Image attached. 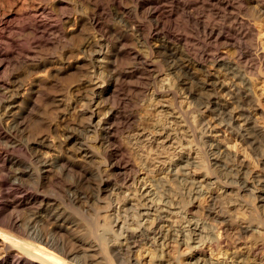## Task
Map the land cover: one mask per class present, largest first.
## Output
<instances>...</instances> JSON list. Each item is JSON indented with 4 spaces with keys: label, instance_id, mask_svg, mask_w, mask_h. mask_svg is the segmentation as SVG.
Instances as JSON below:
<instances>
[{
    "label": "bare ground",
    "instance_id": "6f19581e",
    "mask_svg": "<svg viewBox=\"0 0 264 264\" xmlns=\"http://www.w3.org/2000/svg\"><path fill=\"white\" fill-rule=\"evenodd\" d=\"M55 1L62 12L67 9V2ZM127 1L125 2L128 3ZM130 1L133 6L128 9V6L124 7L125 4L121 6V0H108L112 2L111 5L107 1L97 3V0L91 10L88 8L89 11L78 16V20L73 22L77 32V35L73 36L79 40L78 34H82L84 24H88L92 32L78 40L79 42L69 49L68 54L62 53V57L54 62L59 66L57 71L53 70L54 73L50 72L49 75L48 70L49 76L45 75L49 80H53V77L67 79L70 76L74 79L75 73L79 75L71 80V84L69 78L67 86L65 85L67 88L62 87L64 92L60 95H54L55 92H52L54 82L51 83V92L40 90L44 86V79H40L42 76L39 80L31 77L34 80L26 81L32 73L30 69L23 68L27 71L22 77L15 73L16 76L1 80L0 264H141L134 252L140 246L144 248L146 245L148 247L143 251L148 250L151 254L152 261L149 264H165L167 261L164 263V260L169 258H164L173 250H168L173 244L174 247L185 246L188 253L195 252L198 256L195 255L189 261L174 263L173 260V263L168 264H219L220 262L209 257H213L211 255H214L215 250L227 253L229 248L233 249L231 258L241 248L245 254L257 257L258 264H264V51L257 53L264 49L254 52L251 39L255 26L264 24V0H251L253 6L246 4L245 0ZM202 10L207 12L204 13V18L200 17ZM250 10L253 15H250ZM46 11L43 7L32 15L33 24L30 25L33 26L31 30L34 34H46V29L39 30L47 24L45 22L49 18V12ZM111 12L121 26L116 20L119 27L108 25L111 20L107 21V24L103 23L105 19L100 21L99 15L104 13L109 16ZM178 13L185 19L184 22L181 20L179 25L175 23L177 19L174 20L175 16L180 19ZM58 15L54 18L59 17ZM242 15L248 16V20ZM59 23L50 27L54 29L53 35L55 32L57 36L62 37ZM2 27L0 26V33L4 34L9 27ZM175 27L182 32H175ZM18 31L21 33V30ZM90 31L87 29L88 33ZM7 33H10V30ZM7 33V36L3 35L2 40L5 48H17L20 37L17 41L13 38H17L16 35L9 37ZM26 35L28 34H24V37ZM68 37L66 40L70 39ZM32 38L30 39L34 40ZM37 39L39 38H36V41ZM66 40L64 38L58 41L66 42V45ZM56 42L53 41L54 44H57ZM128 42H131L132 47H128ZM136 43L140 48H144V55L139 52L143 49L135 48ZM20 44L21 42L19 46ZM221 47L230 48V53H222L218 50ZM44 48L47 52V47ZM19 51L21 57L25 55L26 58L28 48ZM17 55L19 54L17 53L15 58ZM79 55L81 57H78ZM123 55H128L127 58L130 56L129 59L133 62L131 66H128V62L126 70L120 68V65L115 66L116 59ZM6 56L0 54L2 73L8 65L5 63ZM35 56L34 59L37 58ZM9 59L12 62L13 58ZM123 60L126 61V58ZM10 65L7 67L13 64ZM11 69L7 71L10 73ZM156 69L161 73L166 70L171 74V81L166 82V85H169L161 94L169 96L168 104L172 106L173 112L179 114L182 129L185 130V135L190 137L193 142L191 144L195 145L193 147H196L199 159L193 161L182 157L174 165L177 170L168 168L156 177V174L151 175L153 179H148L149 175L140 177L141 179H137L138 187L131 190V183L136 181L133 166L125 158L127 155L124 152L128 151H122L120 148V137L118 139L121 144H118L119 142H113V136L121 124L129 123L132 116L123 113L124 116L120 115V109L109 102L113 107L108 105L110 108L106 107L108 109L103 112L104 116L99 117L103 111L100 107L110 99L115 101L119 91L127 88L128 80L130 82L133 77L135 80L136 77H146L145 80H150ZM40 72L39 69L37 74ZM45 76L43 78H46ZM63 82L66 83L61 81ZM131 82L134 85L138 83ZM25 85L27 88L22 91ZM153 86L157 87L152 84ZM154 89L158 90L160 87ZM61 90L59 92H62ZM178 92H182L188 100L187 108H180L176 104ZM142 98L146 99V96ZM48 103H51V112ZM70 109L73 110L71 119L59 118L60 112L68 113ZM150 111L143 113L149 116ZM140 116L139 114V118ZM159 119L163 121L162 118L157 119L158 123L162 124ZM140 120L136 119V122ZM150 124L149 122L145 125L147 129ZM141 129L144 131V128ZM91 130L96 136L88 135ZM224 136L238 142L241 148L236 144L231 147L224 145L221 140ZM48 137L59 143L62 137V142L71 150L61 148V144L53 143ZM94 142L99 144V148L92 145ZM191 144L187 148H190ZM94 146L99 151H96L98 149ZM79 159L84 163L90 162L89 164L98 162V165L93 172L82 169ZM145 159L143 156V160ZM94 165L96 164H93V168ZM191 167L196 168L202 183L205 184V190L201 189L199 182L188 178L189 173L186 170ZM65 176L69 178L66 181L68 184L63 181ZM216 185L227 189L218 194L214 189ZM89 200H92V205L88 204L90 206L84 209L82 203L87 205ZM94 202H101L103 206L98 207ZM174 214L178 215L179 223L168 221L169 215ZM150 247L152 250H149ZM205 247H210L209 257L200 258L207 254ZM181 254L179 252V255ZM175 256L171 257L176 261L179 258L176 259ZM238 257L235 258L243 261ZM235 261L232 259L230 262L236 264Z\"/></svg>",
    "mask_w": 264,
    "mask_h": 264
},
{
    "label": "rangeland",
    "instance_id": "374dc122",
    "mask_svg": "<svg viewBox=\"0 0 264 264\" xmlns=\"http://www.w3.org/2000/svg\"><path fill=\"white\" fill-rule=\"evenodd\" d=\"M53 1H55V0H0V21H2V23L0 22V26L2 27V25H3V27L2 28H5V27H9V28H7V32L10 30V33H7V32H5L4 34H1V37H0V44L2 43V40L4 39L3 38V35L4 36H7L6 35V33L8 34V36L9 37H13L14 35H16V37L17 38H15V37H13L14 39H16L17 41L19 40L20 42H21V44H22V42H23V45H21L20 44V46H23L22 48L19 46V41H18V44H17V48H19L20 50L21 49H23V48H25V49H27L28 48V54H26V58H25V55H22V57H21V54H20V51H19V49H17V48H14V47H11V49H10V47L9 46H7V48H5L6 46L2 43L1 45H0V54H2V55H4V56H6L7 57V59L5 58V63L7 64L8 63V65H6L5 66V69H6V71H4V73H2V69L3 68H1L0 69V84H2V81H5L4 79H10L11 77H13V76H16V75H18L19 74V76H23V74H25V71H27V70H24V69H30L29 71H31L32 70V75L30 74L29 75V77H27L26 78V81H31V80H37L39 77H41L40 79H42V81H43V79H44V86H47V87H42L40 90H42L43 89V91L44 92H46V91H52V89H53V93H54V95H60L61 93H63L64 92V88H67L66 86H67V81H69V78L71 77H67V79H61L60 77H58V79H57V77H55L56 79H54V77H53V80L52 79H48L47 77L49 76V75H51V74H53L54 73V71H57V69H59V66H57V65H55L54 64V62H56V60H58L60 57H62V55L63 54H65V53H67V52H69L73 47V45L75 46V44L76 43H78L80 40H81V38L83 39L84 37H86L87 35H89L92 31H90L91 29H90V27H88V24H84L83 25V32H82V34H78V36L80 37V40L78 39V38H76L75 37V35L73 36V34H76L77 32L74 30L75 29V23H73L75 20H78V16H80V15H82V14H85L87 11H89L88 10V8L91 10L92 8V6H93V4L94 3H96L97 2V0H93V1H91V0H81V1H79V0H64L65 2H67V9L65 10V11H61V9H59V6L57 5V3H56V1L55 2H53ZM79 1V2H78ZM88 1H90V3L88 2ZM104 1V2H103ZM106 1H107V3H110V2H108V0H98V2L97 3H106ZM110 1V0H109ZM125 1H127V0H125ZM124 0H121V6H124V4H125V6L124 7H126V6H128L127 8L129 9L130 7L132 8V6H133V3H131V1L129 2V0L127 1L128 3H126ZM200 2L201 1H206V0H199ZM250 1V2H249ZM83 2H85L84 3V5H83ZM208 2V1H207ZM246 4L248 3V5H249V3L250 4H252V5H250V6H253L254 5V3L251 1V0H245L244 1ZM75 3V4H74ZM82 3V4H81ZM89 3V4H88ZM91 3H92V5H91ZM81 4V5H80ZM112 4V2L109 4V5H111ZM128 4V5H127ZM130 4V5H129ZM83 5V6H82ZM88 5V6H87ZM46 6V7H45ZM70 6V7H69ZM44 7V10L46 11V10H49V11H46V12H49V18H47L46 19V22L45 23H47V24H45L46 26H44V28H40L39 30L40 31H45V29H46V31H45V33L46 34H44L43 36H42V34H39V35H41L40 37H39V35L38 34H34L33 32H32V28H33V26L32 25H30V24H33L32 23V20L31 19H33L34 18V16H32L33 14L35 15V13H36V11L37 10H39L40 8H43ZM69 7V8H68ZM81 7H82V9H81ZM87 9H85V8ZM112 7V6H111ZM248 7V6H247ZM47 8V9H46ZM81 9L80 11H79V9ZM83 8H84V10H83ZM69 9L71 10V11H69ZM53 10V11H52ZM83 10V11H82ZM86 10V11H85ZM52 11V12H51ZM85 11V12H84ZM203 11V10H202ZM60 12H62V14H63V16H62V14L60 13ZM69 12V13H68ZM84 12V13H83ZM252 12L253 11H251L250 10V15H253L252 14ZM53 13V14H52ZM56 13V14H55ZM60 13V14H59ZM205 11H203L202 12V14L200 13V17H203L204 18V15L205 14H207V12L205 13ZM51 14V15H50ZM54 14H55V16L56 15H58L59 17H56V18H54L55 16H54ZM111 14V15H110ZM110 14H108L109 16H107L106 14H104V13H102V15H99V17H100V21L102 22L104 19V22L103 23H108L110 20V22L108 23V25H117V22L119 23V26H121L120 24V22L117 20V19H115L114 17H113V15H112V12L110 13ZM53 15V16H52ZM179 17H180V19H178V17L177 16H175L174 17V20H176L175 21V23H177L178 25L179 24H181L182 22H184L183 20H185L183 17L184 16H182V14L181 13H178L177 14ZM32 18H31V17ZM104 17V18H102V17ZM245 16V19L248 17V16H246V15H242V17H244ZM111 17H113V20H112V18ZM29 18V19H28ZM50 18H51V20H50ZM58 18V19H57ZM76 18V19H75ZM102 18V19H101ZM182 18V19H181ZM249 18V17H248ZM248 18H247V20H248ZM56 19H57V21H56ZM108 19V20H107ZM31 20V21H30ZM60 20H62L63 21V23H62V21H60ZM117 22H116V21ZM182 20V22H180ZM28 22V23H26V22ZM53 21H55V23L53 22ZM108 21V22H107ZM115 23H113V22ZM215 21H218V19L216 20L215 19ZM25 22V23H24ZM53 22V23H52ZM58 22H60L59 24H61V30H62V35H60V36H64L63 38L62 37H59V35L57 36L56 34L57 33H55L54 32V34L55 35H53V28H51L50 26L51 25H53V26H55V24L56 23H58ZM76 22V21H75ZM180 22V23H179ZM50 23V24H49ZM52 23V24H51ZM6 24V25H5ZM19 24V25H18ZM58 24V25H59ZM66 24V25H65ZM16 25V26H15ZM18 25V26H17ZM22 25H24V27L25 28H23V26ZM28 25H30V26H28ZM57 25V24H56ZM64 26V28H63V26ZM22 27V29H21V27ZM28 26V28H26ZM60 26V25H59ZM118 26V25H117ZM118 26V27H119ZM259 26V24L258 25H256L255 27H256V29L254 28V30L251 32L252 34H253V37L251 36V39H252V41H253V43H254V52L256 51H259L261 48L262 49H264V24H261L260 23V26ZM10 27H12V28H10ZM18 27V28H17ZM32 27V28H31ZM45 27H47V28H45ZM86 27V28H85ZM258 27V28H257ZM20 28V29H19ZM30 28V30H28ZM49 28V29H48ZM9 29V30H8ZM12 29V30H11ZM16 30V31H13V30ZM44 29V30H43ZM86 29V30H85ZM87 29L90 31L89 33L87 32ZM18 30H21V33H20V31H18ZM24 30V31H23ZM26 30V31H25ZM48 30V31H47ZM50 30H52V32L50 31ZM85 30V31H84ZM175 32H178V33H181L182 31L179 29L178 30V28L177 27H175ZM177 30V31H176ZM12 31V32H11ZM181 31V32H180ZM20 34H19V33ZM28 32V33H27ZM33 34H32V33ZM50 32V33H49ZM75 32V33H74ZM86 32V33H85ZM128 32H131V31H128ZM127 32V33H128ZM12 33H13V35H12ZM23 33V34H22ZM31 35H30V34ZM24 34H28V35H26L25 37H24ZM64 34V35H63ZM70 34V35H69ZM85 34V35H84ZM129 34V33H128ZM12 35V36H11ZM17 35H22V36H17ZM32 35H36L37 37H34V36H32ZM52 37H51V36ZM77 35V34H76ZM130 36H132L131 34H129ZM256 35V36H255ZM31 36V37H30ZM53 36H55V37H53ZM69 36V37H68ZM81 36H83V37H81ZM20 37V38H19ZM28 39H27V38ZM33 37V38H32ZM43 37V38H42ZM47 37V38H46ZM50 37H51V40H50ZM57 37V38H56ZM70 38V39H67L66 40V38ZM72 37V38H71ZM76 39H75V38ZM19 38V39H18ZM30 38H32V39H34V40H31ZM36 38H39V39H37V41H36ZM57 41L56 43L58 44V42H60V41H62V40H64V38H65V40L67 41V44L65 45V43H62V42H60L58 45L57 44H54L55 43V40ZM62 40H61V39ZM73 38H74V40H73ZM25 39V40H24ZM45 39H46V41L47 42H45ZM52 39H53V41H54V43H53V41H52ZM256 39V40H255ZM25 42H24V41ZM32 41V43L30 42V41ZM49 40V41H48ZM58 40H60V41H58ZM69 40V41H68ZM75 41L74 42V44H73V41ZM79 40V41H78ZM27 41V42H26ZM28 41H29V43H28ZM78 41V42H77ZM45 42V43H44ZM259 44H258V43ZM24 43H26V44H28V45H24ZM37 43H39L38 45H37ZM41 43V44H40ZM47 43V44H46ZM51 43H52V45H51ZM69 43V44H68ZM131 42H128V47H130L131 46V44H130ZM258 45H257V44ZM34 45V46H36V47H34V46H32V45ZM43 44H45L44 46H43ZM53 44H54V46L56 47H54L53 46ZM71 44V45H70ZM130 44V45H129ZM4 45V46H3ZM47 45H50L49 47L47 46ZM57 45V46H56ZM63 45V46H62ZM136 45H138L137 43H136ZM136 45H135V48L137 49V48H139L138 50H141V49H143V50H141V51H139L141 54H145L144 53V48L142 47V48H140L141 46L140 45H138L137 47H136ZM1 46H3V47H1ZM19 46V47H18ZM28 46V47H27ZM68 46V47H67ZM69 46H71V47H69ZM8 47H9V49H8ZM30 47V48H29ZM44 47H47V52H46V48H44ZM60 48V49H57V48ZM63 47L64 48H66V49H63ZM132 47V46H131ZM42 48H44V49H41ZM50 48V49H49ZM68 48V49H67ZM13 49V50H12ZM19 51H17V50ZM32 50L33 52L35 51V53H33V52H31L30 50ZM34 49V50H33ZM49 49V50H48ZM52 49H54V50H52ZM63 49V50H62ZM70 49V50H69ZM223 49V50H222ZM229 49V50H228ZM9 50V51H8ZM17 52H16V51ZM39 50H41V52L42 51H44V52H40ZM61 50V51H60ZM219 51H221L222 53H225L226 51H227V53L229 52L230 53V48H220V49H218ZM13 51H15V53L13 52ZM30 51V52H29ZM51 51H52V53H53V55H52V53H51ZM55 51V52H54ZM224 51V52H223ZM263 51L264 50H260L259 52H257V53H263ZM6 52V53H5ZM5 53V54H4ZM19 54V55H17V58H15L16 57V54ZM31 53H32V56H31ZM37 53V54H36ZM38 53H39V55H38ZM44 53V54H43ZM60 53V54H59ZM63 53V54H62ZM228 53V54H229ZM58 54H59V56H58ZM68 54V53H67ZM15 55V56H14ZM37 56V58H35L34 59V56ZM50 55V56H49ZM29 56V57H28ZM31 56V57H30ZM35 56V57H36ZM42 56V57H41ZM51 56H52V61H51ZM124 56V55H123ZM123 56H119L118 57V59H116V61L119 63H117L116 61H115V66L117 67V65L119 66L120 65V68H122L123 70L125 69H127L128 68V66H131V64H133V62H132V60L130 61V56L127 58V56L128 55H125L124 57ZM22 58V60L20 59V58ZM40 59H39V58ZM55 57V58H54ZM58 57V58H57ZM78 57H81L80 55L78 56ZM9 58H13L12 59V62H11V60L9 59ZM31 58V59H30ZM54 58V59H53ZM57 58V59H56ZM69 58V57H68ZM120 58H122V60H123V58L125 59L126 58V61L125 60H123V62H121L120 61ZM16 59H19V60H21V61H19V60H16ZM25 59V60H24ZM33 59V60H32ZM42 59V60H41ZM127 59H129V60H127ZM16 60V61H15ZM35 60V61H34ZM44 60H45V62H44ZM51 62H50V61ZM10 61V62H9ZM33 61V62H32ZM37 61V62H36ZM43 61V62H42ZM49 61V62H48ZM71 61V60H70ZM120 61V62H119ZM124 61H125V63H124ZM30 62V63H29ZM42 62V63H41ZM128 62H129V64H128ZM13 66H11L10 64ZM19 63H22V65L20 64L19 65ZM25 65H24V64ZM31 63H33V64H31ZM36 63V64H35ZM38 63V64H37ZM40 63V64H39ZM16 66H15V65ZM28 64V65H27ZM128 64V66H126ZM11 66V67H7V66ZM17 65H19V66H17ZM24 65V66H23ZM54 66V67H51V66ZM15 66V67H14ZM23 66V67H22ZM26 66V67H25ZM45 66H46V68H45ZM48 66V67H47ZM123 66V67H122ZM125 66V67H124ZM29 67V68H28ZM36 67H38V68H36ZM40 67V68H39ZM44 67V68H43ZM12 68V69H11ZM14 68V69H13ZM24 70V71H22V69ZM55 68V69H54ZM10 70L11 69V71H10V73H9V71H7V70ZM35 69V70H34ZM39 69L41 70V72L40 73H38V74H40L39 76H38V74H37V72H39ZM13 70V71H12ZM22 72H21V71ZM48 70H49V75H48ZM54 70V71H53ZM158 69H156V70H154L153 71V73H152V80L150 79V80H145L146 79V77H139V78H137L136 77V80H135V77H133V78H131L130 79V82L131 81H135V83H137V84H133L132 82L130 83L129 82V80H128V85H127V88H125L124 90H122L121 92L119 91V93H118V95H117V97H116V99L114 98V100L115 101H113V99L111 100H109L108 102H106L103 106H101L100 107V109H102V110H100V112L103 114V115H101V113H100V115H99V117L101 116V117H103L104 116V113H105V111L108 109V108H106V107H109L108 105H110V104H112V105H114L115 107H117V109L119 110V114L121 115L122 113L124 114V115H128V114H130L132 117H134V118H136L137 120H140L139 122H142V123H139L138 121V123L136 122V119H134V118H130V120H129V123L131 124H129L128 122H127V124L125 125V124H121L119 127L120 128H118L119 130H116L115 131V133H114V136H113V142H115V143H117V142H119L118 144H121V146H120V148H121V150L122 151H125V150H127L128 152H124L125 153V155H129L128 157L127 156H125V158L127 159V161H129V163L133 166V175H134V177L136 178L135 180V183L133 184V183H131L130 185L133 187V188H131V190H134V189H136L137 187H138V183H137V179H141V178H145L147 175H149V177H148V179H150L153 175H155L154 177H156L157 176V174L158 175H160L161 174V172H164V171H166L168 168L169 169H174L175 168V163H177L178 161H179V159H181L182 157L184 158V157H188V158H190V159H192L193 161H197L199 158V156H197L198 155V152H196L197 150H196V147H193V146H195L194 144H191V143H193V142H191L190 140V137H188V134L187 135H185L186 134V132H185V130L184 129H182L183 128V125H182V123H180V117H179V114L177 113H175V112H173L171 109H172V106L170 105V104H168V103H170V99L168 98L169 96H167V95H163V94H161V93H163L162 91L164 90V89H166L168 86L167 85H169V84H167L166 85V82H168V83H170V81H171V76L169 77V75H171V74H169V72H167L166 70H163L162 71V73L161 72H159V71H157ZM20 71V72H19ZM33 71H35L34 73H33ZM50 72H51V74H50ZM167 72V73H166ZM1 73L2 74H4V76L3 75H1ZM10 75H9V74ZM15 73H16V75H15ZM44 73V74H43ZM157 73V74H156ZM159 73V74H158ZM21 74V75H20ZM43 74V75H42ZM167 74V75H166ZM7 75H8V77H7ZM34 75H36V76H34ZM47 77H46V76ZM79 76L78 74H76L75 73V76ZM46 77V78H43V77ZM75 76H74V79H76L75 78ZM76 76V77H77ZM165 76V77H164ZM31 77H33V78H31ZM37 77V78H36ZM167 77V78H166ZM31 78V79H30ZM60 78V79H59ZM66 78V77H65ZM73 78V77H72ZM72 78H70V81H69V83L71 84V80H74V79H72ZM163 78V79H162ZM46 79V80H45ZM48 79V80H47ZM144 79V80H143ZM162 79V80H161ZM165 79V81H163ZM168 79H170V80H168ZM2 80V81H1ZM39 80V79H38ZM55 80V81H54ZM56 80H58V81H56ZM59 80H61V81H66V83L64 84V82L63 83H61V81H59ZM167 80V81H166ZM142 83H140V82ZM143 81V82H142ZM151 81V82H150ZM162 83H161V82ZM46 82V83H45ZM54 82V83H53ZM59 82V84H57ZM145 82H147V83H145ZM150 82V83H149ZM153 82H157V83H153ZM51 83H53L52 85H55V86H52L51 85ZM68 83V86H70V84ZM129 83H130V86H129ZM144 83V84H143ZM57 84V85H56ZM61 84H63L62 86H61ZM139 84V85H138ZM152 84H154L155 86H157V87H152ZM156 84H158V85H156ZM165 84V85H164ZM49 85H50V87H49ZM66 85V86H65ZM141 85V86H140ZM151 86V87H149V86ZM162 85H163V87H162ZM1 86V85H0ZM51 86L53 87L52 89H50L51 88ZM58 86L60 87V88H58ZM128 86H129V88H128ZM146 86V87H145ZM56 87V88H55ZM62 87H64V88H62ZM131 87V88H130ZM160 87V89H154V88H159ZM1 88H2V86L0 87V91H1ZM23 89H22V91L24 90V88H27V86L25 85V86H23L22 87ZM61 88H62V90H61ZM134 88V89H133ZM138 88V89H137ZM144 90H143V89ZM150 88H152V89H150ZM48 89V90H47ZM56 89H57V91H56ZM59 89V90H58ZM133 89V90H132ZM141 89V90H140ZM147 89V90H146ZM62 91V92H59V91ZM129 90H131L130 92H129ZM138 90V91H137ZM42 91V92H43ZM127 92V93H125V92ZM133 91V92H132ZM135 91V92H134ZM154 91V92H153ZM155 91H158V93H155ZM136 92H140L139 94L137 93L136 94ZM143 92H145V93H143ZM58 93V94H57ZM131 93V94H130ZM143 93V94H142ZM122 94H125V95H122ZM135 94V95H134ZM128 95H130V96H128ZM132 95V96H131ZM137 95H139V96H137ZM181 95V96H180ZM119 96V97H118ZM122 96V97H121ZM123 96H124V98H123ZM127 96V97H126ZM133 96H135V97H133ZM143 96H146V99H144V98H142ZM158 96V97H157ZM148 97V98H147ZM152 99H150V98ZM160 97H162V98H160ZM118 98V99H117ZM136 98H138V99H136ZM140 99V100H139ZM169 99V100H168ZM178 99V100H177ZM120 100V101H119ZM136 102H135V101ZM143 101V102H140V101ZM152 101V102H149V101ZM111 101H113L112 103H111ZM118 101V102H117ZM123 101V102H122ZM129 101V102H128ZM144 101H146V103H144ZM176 104L180 107V108H187V105L189 106V103H187L188 102V100L186 99V97H185V95H183V93L181 92V94H180V92H178V96H177V98H176ZM49 102V101H48ZM109 102H110V104H109ZM116 102V103H115ZM120 102V103H119ZM133 102V103H132ZM115 103V104H114ZM123 103V104H122ZM135 103H137V104H135ZM140 105H139V104ZM148 103V104H147ZM149 103L152 105H149ZM179 103H180V105H179ZM47 105H49V108H51V103H48ZM127 105V106H126ZM135 105H136V107H135ZM140 106L139 108H142V109H139L138 108V106ZM142 105H144V106H142ZM169 105H170V108H169ZM118 106H120V107H118ZM149 108H148V107ZM110 107H113V106H111L110 105ZM109 107V108H110ZM126 107V108H125ZM145 107H146V110H145ZM48 108V109H49ZM125 108V109H124ZM137 108V109H136ZM148 108V109H147ZM152 108H153V111H152ZM122 109H123V111H122ZM139 109V110H138ZM143 109H144V111H143ZM127 110V111H126ZM138 111L137 113H136V111ZM142 110V111H141ZM151 110V111H150ZM51 111H53L52 110V108L51 109H49V112H51ZM130 111H132V112H130ZM147 111H150L151 113L152 112H154V113H149V116H151V117H149V116H147V114L145 115V113H148ZM171 113H170V112ZM71 114H70V113ZM104 112V113H103ZM125 112V113H124ZM130 112V113H129ZM135 112V114H137V116L135 115V114H133ZM141 112V113H140ZM143 112H145V113H143ZM157 114H156V113ZM72 113H73V110L72 109H70L69 111H68V113H64V114H62L61 112L59 113L60 115H59V118H61L62 117V119H67V117H68V120L69 119H71V115H72ZM173 113H175V114H173ZM69 114H70V116H69ZM122 114V116H124ZM139 114L141 115L140 117L141 118H139ZM142 114L145 116V118H144V116H142ZM154 114H155V116H154ZM56 115V114H55ZM64 115H67V116H63ZM56 116H58V115H56ZM153 116V117H152ZM157 116V117H156ZM159 116V117H158ZM158 118H162V120L163 121H165V122H163V121H161V119H159V122L161 121L162 122V124H163V126H165L164 128H163V126H161L162 124L161 123H158V120L157 119ZM164 118L166 119V120H164ZM146 119V120H145ZM131 120H133V121H131ZM150 120H152V122L154 121V122H156L157 121V123H152ZM95 121H96V119H95ZM145 121H146V123H145ZM150 122L151 124H150V126H148V129H147V126H145V125H147L148 123ZM137 123V124H136ZM141 124V125H140ZM161 124V125H160ZM178 124V125H177ZM180 124V125H179ZM128 125L130 126V128H128ZM135 125V126H134ZM137 125V126H136ZM140 125V126H139ZM154 125V126H153ZM157 125H159V126H157ZM127 127L126 129H125V127ZM145 126V127H144ZM177 126V127H176ZM92 127H94V126H92ZM92 127H91V129H92ZM133 129H132V128ZM139 129H138V128ZM141 128H144V131H143V129H141ZM150 128V129H149ZM152 128V129H151ZM121 129V130H120ZM129 129V130H128ZM147 129V130H146ZM163 129V130H162ZM166 129V130H165ZM151 130H152V133H151ZM154 130V131H153ZM161 130V131H160ZM183 130V131H182ZM117 131H119V132H117ZM149 131H150V133H149ZM159 133H158V132ZM163 131V132H162ZM165 131V132H164ZM121 132V133H120ZM154 132V133H153ZM161 132V133H160ZM91 133H92V130H91ZM88 134V135H90L91 137H93V136H96L94 133H92V134ZM121 134V136H120V134ZM167 133V134H166ZM116 134V135H115ZM89 136V137H90ZM98 136V135H97ZM118 136V137H117ZM117 137V138H116ZM120 137V138H119ZM53 143H56L57 141H55V140H52L50 137H48ZM121 140V143H120V140ZM63 138L61 137L59 140H60V143H59V141L57 142V143H59V144H61L60 146H61V148L63 147V148H68V147H66V143L64 142H62L63 140H62ZM117 139V140H116ZM222 140V143L224 144V145H226V146H228V147H231L232 145H234V144H236V146H238V148H241V145L238 143V142H234L232 139H230V137L229 136H227L226 138H225V136H224V138L223 139H221ZM127 142V143H126ZM128 142H130V143H128ZM63 143V144H62ZM95 145V146H97L98 148H99V144L97 143V142H94V143H92V145ZM126 144V145H125ZM131 144V145H130ZM189 144H191L190 145V148H187L188 146H189ZM128 145V146H127ZM68 146V145H67ZM94 146V147H95ZM130 147H132V149L130 148ZM98 148H96L95 147V149H98ZM130 149V150H129ZM232 149H234V148H232ZM68 150H71V149H69L68 148ZM96 151H99V149L98 150H96ZM136 151H137V153H136ZM52 153H54L55 154V152H52ZM51 152H50V154H52ZM140 153V154H139ZM146 154H148V155H146ZM159 154V155H158ZM134 155H135V157H134ZM139 155V157H137V156ZM172 155V156H171ZM184 155H186V156H184ZM143 156H144V159L145 160H143ZM164 157H165V159H164ZM167 157V158H166ZM138 158V159H137ZM135 159V160H134ZM153 159H154V161H153ZM168 159H170V161L168 160ZM80 161H79V165H80V168H82V169H87V170H89V171H91L92 170V172L95 170V167L98 165V162H96V163H94V162H91L92 164H89L90 162H85L84 163V161L82 160L81 161V159H79ZM144 161L143 162V164H142V161ZM153 161V162H150V161ZM156 160H158V162L156 161ZM165 161V163H164V161ZM138 161V162H137ZM141 161V162H140ZM149 161V162H148ZM161 161H162V163H161ZM168 161H169V164H168ZM146 162V163H145ZM134 163H138V164H134ZM141 163V164H140ZM149 163H151V164H149ZM155 165H154V164ZM82 164V165H81ZM86 164V165H85ZM87 164H88V166H87ZM93 164H96V165H94V168H93ZM149 164V165H148ZM141 165V166H140ZM169 165H171V167L169 166ZM84 166V167H83ZM85 166H87V168L85 167ZM91 166V167H90ZM146 167H148V168H146ZM156 167V168H155ZM193 169V171H192V169ZM191 168H189V170L187 169L186 171H187V173H189V175H188V178H190V180H191V178H192V180H194V182H196V183H198L199 185H200V187H201V189H203V190H205V184L204 183H202V178L199 176V174H198V172H197V170H196V168H193V167H191ZM147 169L149 170V171H147ZM152 169H154V171L152 170ZM156 169V170H155ZM176 169V168H175ZM151 170V171H150ZM163 170V171H162ZM177 170V169H176ZM189 171H191V172H189ZM160 172V173H159ZM152 173V174H151ZM179 173V172H178ZM191 173V174H190ZM152 175V176H151ZM137 176H138V178H137ZM67 179H66V178ZM64 177V180H63V178H62V180L66 183V184H68L66 181H68L69 180V178L67 177V176H65ZM141 177V178H140ZM154 177H152L151 179H153ZM194 178V179H193ZM138 184V185H137ZM136 185V186H135ZM213 187V186H212ZM215 192H217L218 194H222V192L224 191V189H227V188H224V187H220L219 188V186H215ZM90 201V203L88 202L87 203V205H86V203H82V207L85 209V208H87V207H89L90 205H92L91 204V201L92 200H89ZM98 207L99 206H103V204H100L101 202H98V203H96V202H94ZM88 204H90V205H88ZM99 204V205H98ZM86 205V206H85ZM227 206V205H226ZM115 207H118V205L116 206L115 205ZM170 219V220H169ZM178 219H179V217H178V215H176V214H174V215H169V217H168V221L170 222V223H173V224H175L176 222L177 223H179L178 222ZM177 220V221H176ZM175 246V244H173V245H171V248H169L168 250H170V249H173V250H170L171 251V253H169L164 259H168V260H164V263L165 264H168V263H173V260H174V263H176L177 261H189V259L190 258H193L195 255H196V253L195 252H192V253H188L189 251H188V249H186V248H184L185 246H177V247H174ZM148 246L146 245V246H144V248H147ZM144 248L142 247V246H140L139 248H137V249H135V252H134V255L141 261V264H149V262L150 261H152V259H151V254L149 253V251L148 250H146L145 252L143 251L144 250ZM152 247H150L149 248V250H152L151 249ZM176 249V251H174L175 249ZM178 249V250H177ZM205 251H206V255L205 256H200V258H208L209 256H208V253L210 252V247H205ZM230 249V250H229ZM229 249H227V253L226 252H223V250H220L219 252H217L216 250L214 251V255H211V256H213V257H209V258H211L213 261H218V262H220L221 264L223 263V264H231V262H232V259L234 260H236L235 261V263L236 264H258V262H259V260L257 259V257H252L251 255H248V254H245L244 253V249H241L240 248V251H238V253H236L235 254V256L233 257V258H231L232 257V252L231 251H233V249L232 248H229ZM232 249V250H231ZM138 250V251H137ZM178 251V252H177ZM137 252V253H136ZM173 252V253H172ZM175 252V253H174ZM179 252L180 253H182L181 255H179ZM218 254H217V253ZM157 253H159V252H157ZM177 253V254H176ZM242 253V254H241ZM140 254V255H139ZM171 254H173V255H176L175 257H176V259L177 258H179V259H181V260H179V259H177L176 261H175V258L173 259L171 256H173V255H171ZM225 254V255H224ZM181 257H179V256ZM196 256H198V255H196ZM237 256H239L238 258H242L243 259V261H239L240 259H237V258H235V257H237ZM231 258V259H230ZM244 258H245V260H244ZM256 259V260H255ZM231 261V262H230ZM162 263H163V261H162ZM219 263V264H220Z\"/></svg>",
    "mask_w": 264,
    "mask_h": 264
}]
</instances>
